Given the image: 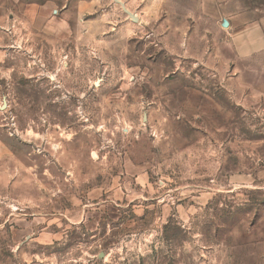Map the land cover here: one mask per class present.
Masks as SVG:
<instances>
[{"label": "rangeland", "instance_id": "374dc122", "mask_svg": "<svg viewBox=\"0 0 264 264\" xmlns=\"http://www.w3.org/2000/svg\"><path fill=\"white\" fill-rule=\"evenodd\" d=\"M167 11L0 0V264H264V53L174 57Z\"/></svg>", "mask_w": 264, "mask_h": 264}, {"label": "crops", "instance_id": "0c3cea01", "mask_svg": "<svg viewBox=\"0 0 264 264\" xmlns=\"http://www.w3.org/2000/svg\"><path fill=\"white\" fill-rule=\"evenodd\" d=\"M163 3L168 17L161 21L165 28L157 33L162 41L166 34L170 38L178 35L180 42L173 50L174 57L183 56L198 64L207 59L236 65L264 53V12L256 0H163ZM160 10L155 8L151 18L160 16ZM133 15L137 20L138 15Z\"/></svg>", "mask_w": 264, "mask_h": 264}, {"label": "water", "instance_id": "95a60500", "mask_svg": "<svg viewBox=\"0 0 264 264\" xmlns=\"http://www.w3.org/2000/svg\"><path fill=\"white\" fill-rule=\"evenodd\" d=\"M128 14V16L133 20V21H136V17L135 15H133L132 13L128 12L127 10H125Z\"/></svg>", "mask_w": 264, "mask_h": 264}]
</instances>
